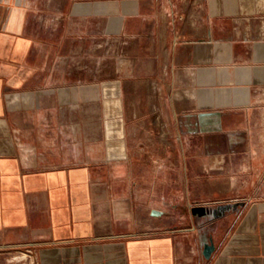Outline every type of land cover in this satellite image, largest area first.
Listing matches in <instances>:
<instances>
[{"label":"crops","instance_id":"crops-1","mask_svg":"<svg viewBox=\"0 0 264 264\" xmlns=\"http://www.w3.org/2000/svg\"><path fill=\"white\" fill-rule=\"evenodd\" d=\"M260 92L264 0H0V253L264 264V197L185 202L189 222L172 227L117 174L141 127L182 135ZM92 135L115 148L92 160Z\"/></svg>","mask_w":264,"mask_h":264},{"label":"rangeland","instance_id":"rangeland-1","mask_svg":"<svg viewBox=\"0 0 264 264\" xmlns=\"http://www.w3.org/2000/svg\"><path fill=\"white\" fill-rule=\"evenodd\" d=\"M37 50L38 46L33 54ZM252 105L250 110L220 113L217 123L190 124V131L182 135L173 130L175 126L163 135L157 123L153 135H146L145 126L140 135H132L133 168L119 167L117 174L125 178L132 173L139 183L131 189L139 211L154 205L168 212L166 222L178 227L190 219L184 215L185 202L189 206L214 197L221 201L248 194L264 197V92L257 93ZM106 147L115 148L92 135L91 159H103L97 152ZM18 255L22 253H0V264H30V257L19 261Z\"/></svg>","mask_w":264,"mask_h":264}]
</instances>
